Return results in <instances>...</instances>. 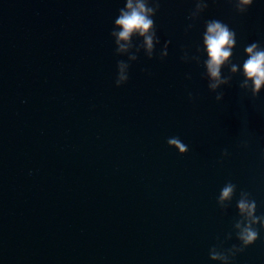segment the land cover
Returning <instances> with one entry per match:
<instances>
[{"label":"water","instance_id":"water-1","mask_svg":"<svg viewBox=\"0 0 264 264\" xmlns=\"http://www.w3.org/2000/svg\"><path fill=\"white\" fill-rule=\"evenodd\" d=\"M197 2L160 0L149 50L115 44L126 0H0V264H264L258 222L232 247L251 220L238 199L264 215V84L253 96L244 70L264 0ZM213 19L236 33L222 83Z\"/></svg>","mask_w":264,"mask_h":264},{"label":"clouds","instance_id":"clouds-1","mask_svg":"<svg viewBox=\"0 0 264 264\" xmlns=\"http://www.w3.org/2000/svg\"><path fill=\"white\" fill-rule=\"evenodd\" d=\"M232 2V0H230ZM241 5H246V8H239V12L244 13L247 11L248 7L253 4V0H240ZM151 5V6H150ZM195 7H199L197 0H195ZM208 4H204L206 9ZM160 8V0H136L135 5L133 0H126L125 6L119 9V15L114 20V27L111 32L112 36L116 37L115 44L119 45V49H124L126 46L121 44L120 41H127L133 33H138L139 36L144 39V46L147 49L152 50L153 37L156 36L155 22L152 17ZM194 13L191 12L189 19H192ZM119 27V31H116V27ZM206 32L204 33V44L207 47V53L209 59L206 61L208 72L213 78H217L218 83L223 81L219 80L220 77V66L225 62V60L232 55V46L236 44V33L234 30L230 29L229 26L219 20H209L206 21ZM191 27V25H189ZM150 29L152 30L150 32ZM170 43L166 41L165 44ZM116 49L115 51H118ZM248 53V58L244 61V70L247 77L251 78L254 83L253 96L259 94V89L262 84H264V47H261L257 42H253L247 45L244 49ZM151 58L152 53L149 52ZM164 55L160 58L163 59ZM117 64L124 67L122 61H118ZM233 71H235V66H233ZM128 76L120 75L119 79L115 81L116 86H120L128 80ZM123 81V83H121ZM247 83V81H245ZM210 87L215 89L217 84H211ZM223 93H218L216 96L217 100H220ZM169 144H174L180 148L181 152L188 151V147L180 142L179 138H173L168 141ZM227 154L226 152L224 153ZM236 185L228 182L226 186L223 187L220 199L233 197L234 189ZM240 195L250 196V193L246 191H241ZM239 195V196H240ZM237 206L241 213H247L251 220L243 223L241 231L237 233V238L241 242L239 246L233 245V256L237 252H242L247 246L253 244L259 237V230L253 225L259 223L260 228H264V215L257 216L256 209L257 204L254 199L245 200L239 198L237 201ZM258 222V223H257ZM237 227H241L240 223H237ZM213 259H216V254L212 255Z\"/></svg>","mask_w":264,"mask_h":264}]
</instances>
